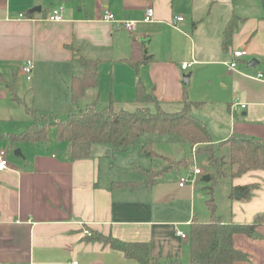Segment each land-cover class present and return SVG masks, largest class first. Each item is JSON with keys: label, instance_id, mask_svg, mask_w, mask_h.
<instances>
[{"label": "crops", "instance_id": "crops-1", "mask_svg": "<svg viewBox=\"0 0 264 264\" xmlns=\"http://www.w3.org/2000/svg\"><path fill=\"white\" fill-rule=\"evenodd\" d=\"M58 5L62 6V19L48 20ZM148 5L153 7V19L145 22L141 19ZM35 6L40 9L32 10ZM105 9L116 18L139 21L128 31L104 20ZM176 15L183 17L179 28L171 24ZM234 17L237 25L223 46L224 33ZM136 42L140 47L133 50ZM237 48L245 49L246 54L238 58L237 71L228 70L223 62ZM142 51L152 58L140 63L136 73L128 59L139 58ZM79 55L95 61L90 70L97 82L74 103L68 85L73 76L86 72L77 60ZM252 58L256 63L250 65ZM26 59H32L30 79L21 72ZM183 61L190 63L183 68ZM259 72L262 78L255 77ZM185 74H189L187 83L183 82ZM138 76L169 110L179 109L184 98L200 101L194 114L206 124L214 143L238 134L264 140V3L0 0V147L10 144L21 152L13 153L11 161L7 156L8 166L0 171V264H140L109 244L90 239L91 233L85 234V229L125 241L148 242L150 253L160 262L177 258L191 264L190 223L210 219L206 183H200L208 180L202 179V169L193 181L182 185V171L165 173L193 168L190 163L198 157L196 145L191 146L195 152L187 165L182 162L164 170L151 186L111 187L112 181L136 178L133 165L140 162L132 155L140 156L137 149L116 150L108 157L101 146L88 157L70 159L67 143L56 139L55 130L46 142H11L6 137L22 132L9 128V110L14 105L24 109L12 99V90L25 105L44 113L54 107L67 111L70 104L83 103L85 108L95 102L97 107L101 91L108 94L105 105L112 98L117 105L131 109ZM175 147L163 154L178 159L187 153L188 148ZM198 181L204 189L201 192ZM250 183L257 184L250 197L228 200L225 212L217 211L215 205L222 221L256 222L254 235L233 234V245L248 259L232 264H264V169H250L231 180L232 188ZM196 198L204 199L200 211L195 207ZM205 216L209 218L203 219Z\"/></svg>", "mask_w": 264, "mask_h": 264}, {"label": "trees", "instance_id": "trees-1", "mask_svg": "<svg viewBox=\"0 0 264 264\" xmlns=\"http://www.w3.org/2000/svg\"><path fill=\"white\" fill-rule=\"evenodd\" d=\"M262 2L264 3V0ZM237 22L238 18L234 17L226 29L223 46L229 43ZM139 47L140 44L136 42L133 50ZM151 58V54H145L142 51L139 58L132 56L128 62L137 73L140 63ZM77 60L86 68V72L81 76H73L68 85L70 98L74 103L83 96L87 87L95 86L97 82L95 73L90 70V66H94L95 61L81 55L77 56ZM10 95L18 104L24 105V110L30 114L32 121L22 132L9 133L6 136L7 139L11 142H46L49 139L48 127H53L56 139L67 143L70 159L92 155L97 144L105 146V155L108 157H111L116 150L134 148L140 156L149 160L158 155L152 146L154 138L165 139L179 146L186 144L188 148L196 145L195 156L203 155L210 167L209 179L204 186L208 194L206 203L210 219L194 220L190 223L188 234L190 263L232 264L234 261L248 259L245 252L233 245L232 236L234 233L254 235L256 222L240 224L222 221L215 213L214 186L220 179L226 177L232 179L250 169H264V140L248 134H238L214 143L206 124L194 114V109L200 105V101L184 98L179 109L169 110L151 91L146 89L139 76L135 83L133 99L135 105L131 109L117 105L112 98H109L103 108H97L95 102H91L77 112H70L64 119L56 117L50 119L48 114L38 115L36 110L25 105L13 90ZM224 145L228 147L227 154L221 151ZM189 155V153L183 155L178 163L182 161L188 163ZM133 169L139 180L112 181L110 186L132 187L138 184L151 186L168 168L154 171L136 162ZM256 186L255 183L234 186L229 196L233 197V190L237 189L244 191L242 199L248 198ZM89 238L109 244L113 249L121 250L125 257L135 259L140 264H185L177 258L160 262L159 257L150 253L148 242L125 241L111 234L96 231L91 232Z\"/></svg>", "mask_w": 264, "mask_h": 264}, {"label": "rangeland", "instance_id": "rangeland-1", "mask_svg": "<svg viewBox=\"0 0 264 264\" xmlns=\"http://www.w3.org/2000/svg\"><path fill=\"white\" fill-rule=\"evenodd\" d=\"M141 25H146V24H141ZM27 83L28 82L23 81V84H27ZM107 98H108V94L106 92H103V91L99 92V96H98V99H97V108H103L105 103H106V101H107ZM79 108L83 109L84 108V104L80 103L79 106H75V105H71L70 104L67 111H66L65 108H63V109L59 108L58 109V108L54 107L53 108L54 110H47L48 112L45 110L46 113H44V111L41 110V109L40 110H38L37 108H35V109L37 110L36 112H37L38 115H40V114H48V117L50 119H52L54 117H56L57 119H64V118L67 117V113L69 114L70 112H75V111L77 112V111H79ZM9 113L12 116V119L8 120L9 123H10L9 124V128L10 129H15V130H12V131H23L31 123L30 114L26 113L21 105H14V107H12L11 110H9ZM7 115H9V114H7ZM40 118H41V116H40ZM48 132L50 134H53L54 128L53 127H48ZM150 136H152V135H150ZM153 136H156V135H153ZM152 140H153V145H152L153 149L158 153V155L154 156V157H152L150 159L151 163L149 165H147V163L149 162L148 158L142 157V156L141 157L137 156V154L136 155H132V153L130 155L136 157L137 160L140 163H142L143 165H147V166H144V167H150L154 171H161L164 168H170V167H173V166H177L178 164H181V163H178V160H180L183 157V155H182V157L176 159L175 157L163 154V152L167 153V152L172 151L174 148H176L175 146L177 144L175 145V143H171L170 141H166L165 139H161V138H158V139L154 138ZM61 144H57V146H58L57 149L61 148ZM101 146H104V145L103 144H97L95 146V148H94V151H97ZM177 146H179V145H177ZM183 146L185 147V150H186V148H188V146L186 144H184ZM5 149H7L6 152H7V156H8V160L9 161H11V158H15V156L13 155V152H12L13 149L11 148L10 144L7 145ZM131 149H134V148H131ZM223 150L224 149H222L221 151H223ZM158 151H160L161 153L158 152ZM194 152H195V150L193 148H191V149L188 148V150H187V153L191 154V156H193ZM223 152H225L226 154L228 153L227 145H225V150ZM192 161H193V159H192ZM182 162L186 164L185 161H182ZM190 164L192 166L195 165V166L199 167L200 169H202V171H204L202 173V175L208 173L209 170H210V167L208 166V163H207V161H206V159H205V157L203 155H198L197 159H195V161L191 162ZM179 171L183 172L182 175H185L187 173L186 171H183L182 168L180 167L178 170L177 169L168 170L165 173V175L178 173ZM127 173H129V172L127 171ZM131 174H132V172H131ZM130 177L133 178V174ZM134 177H136V178L132 179V181L139 180V177L135 176V174H134ZM231 180L232 179L229 178V177L220 179V181L214 186V200H215V202L217 204V211H222V212L227 211L228 202H229L228 200L238 199L235 196V193H234L236 189L233 190V195L234 196L233 197L229 196V194L232 192ZM124 181H127V180H124ZM200 183H202V185H203L206 182L202 181ZM200 183L198 181V186H199ZM202 185L200 184V188L198 189L199 192L204 190ZM251 193H253V192H251ZM204 205H205L204 199L200 202V200H198L196 198L195 207H196L197 211H200V209L202 207H204ZM206 215H208V213H206ZM205 217L206 218H203V219H208L209 218L208 216H205ZM199 219H201V218H199ZM183 231H186V227L183 228Z\"/></svg>", "mask_w": 264, "mask_h": 264}, {"label": "built area", "instance_id": "built-area-1", "mask_svg": "<svg viewBox=\"0 0 264 264\" xmlns=\"http://www.w3.org/2000/svg\"><path fill=\"white\" fill-rule=\"evenodd\" d=\"M61 9H62L61 5H58V6H55L54 8H52V10L50 11V13L47 16V19L52 20V21L61 20L62 19L61 14H60ZM153 12H154L153 7L151 5H148L144 10L143 17L141 20L145 21V22L151 21L153 19ZM103 19L107 20V21H111L115 24H118L128 31H131L134 28L136 22L139 21V20H133V19L116 18V17H114V14L111 13L107 9L104 10ZM182 19H183V17L181 15L174 16V18L171 21L172 26L179 28V22ZM244 54H246L245 49H243V48L234 49L232 51V58L230 60L224 61L223 63L227 66L228 70L237 71L238 58L242 57ZM189 63L190 62L183 61L181 63V66L183 68H185L189 65ZM21 72L24 74L26 79L31 78L32 59H26L21 64ZM255 77L256 78H262V73L259 72ZM244 105H245L244 103H240L241 107H243ZM7 166H8V161H7L6 149L4 147H0V171L6 169ZM200 172H201V169L199 167L193 166V168L188 170L185 175L180 176L179 184L182 185L183 183H185L188 180L193 181L194 175L198 174ZM84 232H85V234H88V235L91 233L88 229H85ZM181 236L184 237L185 234L181 233ZM72 264H76V261L72 262Z\"/></svg>", "mask_w": 264, "mask_h": 264}, {"label": "water", "instance_id": "water-1", "mask_svg": "<svg viewBox=\"0 0 264 264\" xmlns=\"http://www.w3.org/2000/svg\"><path fill=\"white\" fill-rule=\"evenodd\" d=\"M32 10H38V9H40V6H35V7H33V8H31ZM256 63V60L254 59V58H252L251 60H249L248 61V64H255ZM188 77H189V74H185L184 76H183V82L184 83H187V81H188ZM13 153L15 154V155H21V152H20V149L18 148V147H16L15 149H13ZM202 179L203 180H208L209 179V174L208 173H206V174H204L203 175V177H202ZM235 196L238 198V197H240V196H242V195H244V191H239V190H235ZM257 219L258 220H260V219H262L261 217H257Z\"/></svg>", "mask_w": 264, "mask_h": 264}]
</instances>
